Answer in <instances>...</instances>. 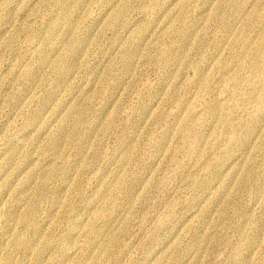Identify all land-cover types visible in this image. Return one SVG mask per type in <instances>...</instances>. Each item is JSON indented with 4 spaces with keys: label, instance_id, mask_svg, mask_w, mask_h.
Returning a JSON list of instances; mask_svg holds the SVG:
<instances>
[{
    "label": "rangeland",
    "instance_id": "obj_1",
    "mask_svg": "<svg viewBox=\"0 0 264 264\" xmlns=\"http://www.w3.org/2000/svg\"><path fill=\"white\" fill-rule=\"evenodd\" d=\"M0 211V264H264V0H0Z\"/></svg>",
    "mask_w": 264,
    "mask_h": 264
},
{
    "label": "bare ground",
    "instance_id": "obj_2",
    "mask_svg": "<svg viewBox=\"0 0 264 264\" xmlns=\"http://www.w3.org/2000/svg\"><path fill=\"white\" fill-rule=\"evenodd\" d=\"M66 19V21H67V23H69V22H71V20L72 19H70V18H65ZM61 22H63V20H61ZM85 39V38H84ZM86 40V39H85ZM78 42H84L83 41V39H79L78 40ZM84 47H82V48H79L78 50H76L75 52H79V51H81L82 49H83ZM85 120H82V118L78 121V120H76V123L77 124H80V123H83ZM42 136V135H41ZM63 137V130H61V132H59L58 134H56V135H54L53 136V139H54V141H55V150H56V152L59 150V148L61 147L60 146V142H61V138ZM62 144H63V142H62ZM60 152V151H59ZM15 153V152H14ZM10 156V155H9ZM22 176V175H21ZM31 176H33L32 174H31ZM71 176V175H70ZM37 178V177H36ZM46 178V177H45ZM71 178V177H70ZM44 181V180H43ZM35 185V184H34ZM6 193V192H5ZM16 196V195H15ZM6 202V201H5ZM57 202V201H56ZM26 204V203H25ZM24 206V205H23ZM55 206V205H54ZM3 208V207H2ZM20 211V210H19ZM18 211V212H19ZM4 212V211H3ZM91 212V211H90ZM100 213V212H99ZM3 215H5V214H3ZM1 218H2V213H1V211H0V222H1ZM8 218V217H7ZM13 218V217H12ZM11 218V219H12ZM3 219V218H2ZM13 220V219H12ZM9 222H10V220H9ZM2 223V222H1ZM9 229V228H8ZM13 229V228H12ZM14 230V229H13ZM115 231H117V230H115ZM7 232H9V231H7ZM113 232V231H112ZM11 233V232H10ZM9 234V233H8ZM6 235V234H5ZM92 237H94V236H92ZM91 237V238H92ZM99 237V236H98ZM18 240L19 241H21L22 243H24L25 245H27L28 246V244L25 242V240H24V238L21 236V235H19L18 237ZM6 239H8V238H6ZM84 240V239H83ZM93 239H91V241H92ZM7 241V240H6ZM87 241V240H86ZM90 242V241H89ZM6 243V242H5ZM13 244V243H12ZM6 245V244H5ZM85 247V246H84ZM21 249V248H20ZM23 249V248H22ZM88 249V248H87ZM21 252V251H20ZM31 252V251H30ZM33 252V251H32ZM29 254V253H28ZM27 254V255H28ZM93 254V253H92ZM2 256H0V258H1ZM41 257V256H40ZM4 259V258H3ZM96 259V258H95ZM82 260V259H81ZM30 263V262H29ZM72 264V263H71Z\"/></svg>",
    "mask_w": 264,
    "mask_h": 264
}]
</instances>
